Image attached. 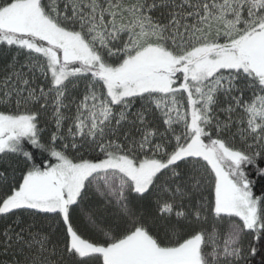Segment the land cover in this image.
Wrapping results in <instances>:
<instances>
[{"label": "snow or ice", "instance_id": "obj_1", "mask_svg": "<svg viewBox=\"0 0 264 264\" xmlns=\"http://www.w3.org/2000/svg\"><path fill=\"white\" fill-rule=\"evenodd\" d=\"M0 264H264V0H0Z\"/></svg>", "mask_w": 264, "mask_h": 264}]
</instances>
